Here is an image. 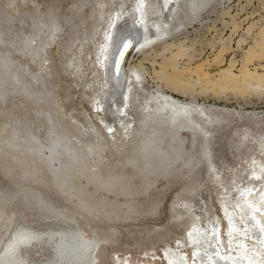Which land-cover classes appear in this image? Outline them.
Masks as SVG:
<instances>
[{
	"label": "bare ground",
	"instance_id": "obj_1",
	"mask_svg": "<svg viewBox=\"0 0 264 264\" xmlns=\"http://www.w3.org/2000/svg\"><path fill=\"white\" fill-rule=\"evenodd\" d=\"M16 1L6 2L5 6L19 13L24 0ZM29 2L35 13L29 16L30 34L20 39L16 50L0 47V106L12 97L34 107L32 116L44 119L45 135L41 141L31 125H19L21 116L14 117V125L2 119L0 163L3 170L11 165L10 170L17 171L12 175L19 182L43 185L47 192L50 188L42 179L46 173L55 195L74 204V209L58 212L52 203L35 193L25 194L23 188L11 196L0 193V264H97L98 250L110 238L95 231L88 234L74 217H82L83 223H114L152 216L161 204V198L153 193L159 192V186L181 179L187 183L183 181L180 186L182 198L178 193L171 203L168 224L180 227L182 237L174 239V247L167 244L162 250L165 264H238L234 261L237 254L231 256L229 252L228 258L222 252V218L215 214L212 196L218 198L228 234L235 230L230 218L237 214L241 228L235 238L245 240L243 234L248 233L256 244L264 245V213L257 210L260 200L264 203V170L256 174L251 163L243 166L232 157L226 127H215L206 106L192 99L196 93L205 97H220L227 92L239 96L264 94V73L258 72V68L264 71V19L243 29L247 17L237 20L238 14L223 12L228 16L223 24L230 34L224 38L216 31L208 43L214 57L192 67L204 51L196 49L197 42L187 45L178 38L184 22L175 16L177 3L182 0H94L98 23L93 35L85 38L91 39L94 50L85 54L80 42L72 53L74 58L67 62L71 75L83 80L103 128L98 129L85 117L86 124L74 119L73 127L58 129L61 122L55 117L57 112L48 106L54 100L50 86L55 85L49 67H45L48 65L39 62L42 66L35 65L37 70L25 80L17 72L23 65L11 61L15 52L31 64L42 56L46 64L45 52L62 32L51 13L42 17L37 12L40 4ZM85 2L79 3L78 11L65 20L66 25L76 24L74 19H78ZM207 2L184 0V18L196 19ZM22 20L19 17V22ZM239 32L235 44L242 55L235 74L234 56L228 63L225 56L232 52L234 36ZM125 42L132 44L131 51L143 55L127 72L125 64H115V56ZM183 59L187 62L181 66ZM142 61L150 62L152 76ZM86 63L92 70L87 76L86 70L90 69L83 68ZM211 66L216 67L215 75L205 72ZM145 76L156 83L153 92L142 87ZM172 93L191 99L179 100ZM62 108L57 103V109ZM0 117L4 118L3 109ZM261 134L264 136V130ZM197 147H201L199 155ZM106 149H114L109 154L117 158H106ZM199 166L211 177L203 184L198 183ZM165 233L164 228L155 227L145 231L141 241L153 246ZM186 247L191 248V259L180 251ZM251 248V244L245 246V262L257 264L251 258L255 248Z\"/></svg>",
	"mask_w": 264,
	"mask_h": 264
},
{
	"label": "rangeland",
	"instance_id": "obj_2",
	"mask_svg": "<svg viewBox=\"0 0 264 264\" xmlns=\"http://www.w3.org/2000/svg\"><path fill=\"white\" fill-rule=\"evenodd\" d=\"M9 1L0 0V38L2 41L0 47L3 50H16L19 48L20 39L30 34L31 21L29 16L35 13L32 11V4L29 0L20 2L19 13H16L12 9L5 6V3ZM35 1L40 4L39 9L37 8L39 11H36L42 15V17L51 13L53 18H55L56 22L60 25L62 32L60 35L58 34L54 43L49 46L45 52L48 64H44V62H42V56L39 59L40 61H37L38 59L36 60L38 63L35 61L31 64V61L26 62L28 59L21 57L19 53L15 52L11 55V61L23 65V68H20L17 72L22 76V79L25 80L30 79L32 76L30 72L37 70V67L42 63V65H48L45 67L50 68H48L47 71L49 72L50 70V74L52 73L51 76L54 77H52V79L55 80L52 84L55 85L50 87L53 88V98L56 101L55 103L53 100V102L48 106L51 105L57 112H55V117L61 122V126L58 129L68 128L69 126L71 127V125L73 127L76 125L74 119L78 123L86 124L85 117L88 119L90 118L92 123H94L98 129H102L103 126L98 120L97 111L94 108L93 102L87 95L88 90L84 87L83 80H80L79 78L77 79L74 74V76L71 75L72 69L68 67L67 62L69 58H74L72 53L76 52L77 46L80 42L84 44L85 54L92 53L94 50V44L91 39H85L93 35L95 26L98 23V16L96 13L98 8L95 6L94 0H54L55 3L53 0ZM49 1H52L53 3L50 4ZM82 1H86L85 6L81 11L79 10L78 19H74L76 24L72 27L66 25L65 20L72 18V15L78 11L77 9L79 7V3ZM16 2H19V0ZM183 2L184 0H182V3ZM182 3H177L175 16L176 19L184 22L181 31L177 34L178 38L180 41H184L187 45H189L190 42L195 41L197 42L196 49L200 50L203 48L202 50L204 51L201 56H198L192 62V67L201 63L206 58H208L209 61L212 60L214 52H212L208 43L216 34V31L218 34H222L224 38H227L230 34V29L225 28L223 24L224 21L228 20V16L226 17V15H223V12L228 11L230 16L238 14L237 20L247 17L248 21L247 24L242 26L243 29L253 22H261L262 18L264 19V0H208L206 7L196 19L190 16L184 18V11H186V9L183 7ZM19 17H23L22 22H19ZM239 35H241V32H239L237 36H234L232 52L226 54L225 56L226 63H228L234 56L233 58L237 62V67L234 69L235 74H237V70L240 67V59L242 55V51L238 50L235 44ZM12 40H14V42H12ZM244 47L245 46H243V48ZM91 56V58L94 57L93 54H91ZM142 58V53L136 54L135 51H131L125 63L124 70L127 72L129 67L137 65ZM39 62H41V64ZM160 62L161 59H157V63ZM186 62V59H183L179 63L183 66ZM142 64L146 71L152 76V66L150 62L142 61ZM262 64L264 65V62ZM155 67L158 68V65H155ZM83 68L85 70L87 68L90 69V71L86 70L87 74L85 73V76L91 74L90 72H92V70L89 68L87 63ZM253 68L254 66L250 67L252 71ZM102 71L104 72V69ZM205 72L215 75L217 70L215 66H211V68L206 69ZM258 72L264 73V71L259 68ZM155 86L156 83L151 80L149 76H145L142 87L149 92H153L156 89ZM165 92L171 94L167 89H165ZM172 95L179 100L191 99L190 97H184L177 93H172ZM10 98V100L8 99L7 101L8 103L6 102L4 106H0V109H3L4 112V118L0 117V123L4 120L5 123L14 125V120L21 116L22 121L19 125H31L32 130L35 128L36 135L41 138V141H43V136L45 135L43 128L44 119L41 116L37 119L32 116L33 111L36 110L34 107L28 105L24 101L18 102L17 98ZM192 99H194L197 103L206 106L208 111L207 113L214 119L213 123L215 127H226V131L229 132L226 137L228 140L227 146H229L231 156L235 157L243 166L247 165V163H251L253 171L256 174L261 173L264 170V136L261 134L264 130V94L257 93L239 96L233 94L232 92H227L225 95H221L220 97L213 94H207L205 97L196 93ZM13 101H15L16 104ZM23 102L26 105H24ZM57 103L62 104V110L57 109ZM16 107L18 109L21 107L20 109L22 112ZM71 116L72 119H70ZM31 122H33V124ZM41 128H43V130H41ZM186 145L187 144H185V146ZM195 152L199 155V153H201V147H197ZM109 153L113 154L114 149H106L104 156L110 160H115L117 158L116 156H110ZM253 155L260 157L254 159L256 156ZM1 160L0 162H3V160ZM2 167L3 164H1L0 167V193L4 196H11L23 188L26 190L25 194L31 196V194L35 193L36 196L39 195V197H43L45 202L52 203L54 207L58 209V212H66V210L70 212V210L74 209V204L65 201L63 198L60 199L55 195L51 178L46 173L42 176V179L44 180L46 186H48L51 190H48L47 192L42 187L43 185L41 186L37 183H28L26 181L19 182L18 177L12 175V172L13 174H17V171H14L15 169L11 171V165L9 166V170H3ZM199 167V175L197 176L199 180L198 183L203 184L204 180L208 181L211 177L206 174V171L202 166ZM261 168H263V170H261ZM12 177L15 178L13 179ZM182 182L184 184L187 183L186 180L181 179V181L178 180L175 183H167L162 188L159 186V192L156 191L152 196L158 195L159 198H161V204L152 216L143 218L137 217L139 221L136 219L133 220L134 222L114 221V223H106L104 221L98 222L94 220L92 222L89 221V224V222L83 223L84 221L82 217L79 218V216H75V220L83 224L86 232L88 231L91 233L92 231H95L99 235L105 236L107 240L110 238L109 242H104L98 250L100 255L96 261L97 264H128V262L130 264H165V257L163 256L162 250L167 244L174 247V239H180L182 237L180 227H171L168 224L170 219V206L174 201L175 196L180 193V186L183 185ZM179 195V199H181L183 194L180 193ZM212 204L214 205L215 214L222 218L220 234L222 236V252L224 255L229 258V256H227L229 252H231V256H233V254H237V258H235L234 261H238V264H247V262H245V258H247V254H245V252H247V250H245V246L249 248V244H251V246L255 248V252L251 254V258H255V260H257V264H264V245L256 244L248 233L243 234V236H245V240L235 238V234H240L241 228L239 220H237V214H235L233 218H230V220H233L232 225L235 230L228 234L225 228L226 224L222 216L223 213L220 210L218 198L216 196H212ZM263 206L264 203L260 200L259 209L257 210H263L264 213V209H262ZM9 207L10 205L7 206L6 210H9ZM155 227H162L167 230V233H165L159 241H155L153 246L150 242L149 245L148 242H142L141 240L144 236V232ZM249 240H251V242H249ZM245 242H247V244H245ZM133 244H141V246H134ZM102 248L103 250H101ZM253 248H251V250H253ZM180 251L185 254V257L191 259L190 247L183 248V250Z\"/></svg>",
	"mask_w": 264,
	"mask_h": 264
},
{
	"label": "water",
	"instance_id": "obj_3",
	"mask_svg": "<svg viewBox=\"0 0 264 264\" xmlns=\"http://www.w3.org/2000/svg\"><path fill=\"white\" fill-rule=\"evenodd\" d=\"M130 46L127 48V50H123V49H119V51L118 52H120V51H124V55H123V57L122 58H120V56H119V53L117 54V57H116V60H118L119 59V61L121 62V65L123 66V64H124V62H125V60H126V58L128 57V55L130 54V52H131V49H132V44H129ZM115 64H116V62H115Z\"/></svg>",
	"mask_w": 264,
	"mask_h": 264
},
{
	"label": "snow or ice",
	"instance_id": "obj_4",
	"mask_svg": "<svg viewBox=\"0 0 264 264\" xmlns=\"http://www.w3.org/2000/svg\"><path fill=\"white\" fill-rule=\"evenodd\" d=\"M130 45H129V43H127V42H125L124 44H123V50H127V48L129 47ZM123 55H124V51H120L119 52V56H120V58H122L123 57ZM119 59L116 61V63H117V66L119 65Z\"/></svg>",
	"mask_w": 264,
	"mask_h": 264
}]
</instances>
